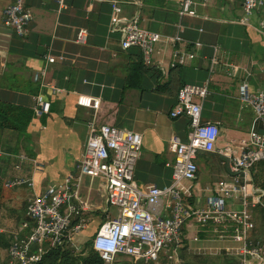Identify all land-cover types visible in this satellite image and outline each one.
<instances>
[{"label":"crops","instance_id":"obj_1","mask_svg":"<svg viewBox=\"0 0 264 264\" xmlns=\"http://www.w3.org/2000/svg\"><path fill=\"white\" fill-rule=\"evenodd\" d=\"M12 1L0 0V150L12 156L25 153L31 161L19 172L15 157L1 158L0 179L26 177L33 185L14 191L11 207L27 205L31 197L78 174L92 121L140 133L143 148L135 182L141 188L170 187L176 159L170 140L178 136L188 141V118L170 117L184 85L208 88L207 97L195 101L202 106V122L219 124L218 149L237 145L224 139L243 123L250 120L252 129L254 113L241 103L240 87L245 83L251 91H264V27L260 14L248 25L240 23L243 0H191L195 15L184 17L180 5L185 0H121L123 17L137 16L143 29L162 36L150 64L144 57V63L138 62L135 53L140 49L121 48L120 35L111 31L110 0H24L33 16L25 38L2 25ZM81 29L89 33L86 45L76 42ZM178 35L182 40L174 43ZM47 55L57 62L49 64ZM45 69L46 80L58 93L34 80ZM80 95L101 100L99 111L78 106ZM38 97L51 104L50 113L42 118L33 110ZM219 157L225 158L217 151L199 152L197 180L181 184L186 203L205 205L215 186L228 178V160L219 162ZM209 163L216 172L207 182L201 166ZM80 199L88 210V225L78 235L86 240L96 236L108 213L117 214L110 212L103 179L84 177ZM160 211L169 216L166 200ZM238 247L234 240L219 239L211 228L189 222L180 252L238 254ZM121 258L128 257H120L118 263Z\"/></svg>","mask_w":264,"mask_h":264},{"label":"built area","instance_id":"obj_2","mask_svg":"<svg viewBox=\"0 0 264 264\" xmlns=\"http://www.w3.org/2000/svg\"><path fill=\"white\" fill-rule=\"evenodd\" d=\"M110 1L114 13L111 31L120 35L121 48L140 49L145 63L150 64L155 45L162 36L143 29L137 16L123 17L121 0ZM243 11L240 23L248 25L255 14H260V24L264 27V0H243ZM3 15V26L21 38L28 35L33 16L24 0H13ZM180 15H195L191 0H185L180 5ZM88 38V30L81 29L76 42L86 45ZM180 40L179 35L173 38L174 43ZM189 58L192 60L195 55ZM46 59L51 65L57 62L52 55H47ZM46 76L45 69L37 73L34 80L41 87L58 93L59 90L46 80ZM208 93L206 86L195 85H184L178 93L177 104L170 117L188 118V141L183 142L178 136L171 138L170 145L176 155L173 183L164 189L154 185L141 188L135 182V169L143 148L140 133L111 125L97 126L95 121L89 123L85 151L77 167L78 174L68 175L61 185L28 200L26 211L29 221L22 224L23 232L14 236L9 249L10 264H38L51 250L74 245L75 236L88 225V210L80 199L84 177L103 179L107 203L118 210L114 217L108 213L107 221L93 239V249L104 264H117L120 257L145 264H182L179 255L183 232L189 222L211 228L221 240L237 242L240 264H264V242H255L251 238L254 228L252 210L264 208V186L257 185L252 172L257 163L264 162V91H251L247 84H242L240 101L253 111L255 117L249 139L240 141L236 146L219 149V124L202 122V106L195 101L196 98L204 100ZM77 105L99 111L101 100L80 95ZM33 110L37 118H42L50 113L51 104L38 97L34 99ZM213 151L228 160V178L215 186L205 205L188 204L181 184L197 180L199 152ZM5 156L18 160L15 169L19 172L31 161L25 153L12 156L0 150V159ZM32 185L33 181L26 177L5 181L7 189ZM163 200H166L169 211L167 217L161 216Z\"/></svg>","mask_w":264,"mask_h":264},{"label":"trees","instance_id":"obj_3","mask_svg":"<svg viewBox=\"0 0 264 264\" xmlns=\"http://www.w3.org/2000/svg\"><path fill=\"white\" fill-rule=\"evenodd\" d=\"M135 56L138 59L139 63L143 62V54L142 52H136ZM258 178V177H257ZM256 179V176H255ZM13 192H10V189H7L5 187V182L3 179H0V264H10V256H9V249L13 243L14 236L16 233L23 232L22 231V224L24 222H28L29 218L27 217V205L21 204L20 207H11V195ZM252 214L254 217L255 222L259 220L264 221V208H255L252 210ZM12 219L15 220H21V229H17V225L13 223L15 226H10V221ZM17 224V222H16ZM256 229L255 231L251 233V238H255L256 235ZM255 242H257V239H253ZM88 247L84 250L78 252L75 247H67V248H60V249H54L48 252L42 260L38 264H104L100 255L93 249V240H91L90 243L87 244ZM181 251V250H180ZM193 253V252H191ZM222 254L223 259L225 260L223 263L225 264H240L239 260L235 257L229 258L228 255H226V252H223ZM195 254L194 261L196 263L192 264H208L209 259H211L210 255L206 252L200 253V255H196V253H193V256ZM186 252L181 253L180 252V259L182 261V264H186L187 258H185ZM202 257V259H201ZM124 264H145L143 262H130V263H124ZM148 264H154V263H148Z\"/></svg>","mask_w":264,"mask_h":264},{"label":"rangeland","instance_id":"obj_4","mask_svg":"<svg viewBox=\"0 0 264 264\" xmlns=\"http://www.w3.org/2000/svg\"><path fill=\"white\" fill-rule=\"evenodd\" d=\"M249 121L246 122V123H243L242 125H240L239 128L237 129V131L231 132L228 135V137H226V139H224V141L227 144H230V143H232L234 141H235V143L238 144L242 140H248L249 139V134H250V129H251ZM234 122H236V120ZM220 159H222V161H224L225 163H227V160L225 158L219 157L218 158L219 162H220ZM196 163H199V162L196 161ZM217 165L219 166V164H217ZM201 169H202V174H203V176H202L203 180H206L207 182H210L211 179H212V177L214 176V171H215L214 170V166H212L211 163H209L208 165L201 166ZM252 172L256 176V183H257V185L263 187L264 186V162L257 163L252 168ZM18 189L19 188L10 189V192L11 191L14 192V191H16ZM20 206H18V207H20ZM110 212H111V214H118V210L116 208H114V207H112V208L110 207ZM104 214H107V213H104ZM105 218L108 219V216L106 215ZM21 220L22 219H19L18 221L17 220H14L13 221V223H15V225H17V229L18 230H19V227L21 225ZM16 222H17V224H16ZM255 228H257L256 229V235L257 236L255 238H253V239H257L258 241L264 242V221L263 220H259V221L255 222V220H254V228H253L254 231H255ZM77 237H78V239L76 240ZM77 237L75 236V238H74V241L75 242L74 243L72 242L74 245L71 244L72 246H70V247H75L78 252H80V251L84 250L85 248H87L88 247L87 244L90 243L92 239H94V236L93 237L91 236V237H89V238H87L85 240L84 236L81 235V234L78 235ZM225 252H226V255L229 256V254H232L233 257H236V258L239 259V252H238V254H236V253H230V252L228 253L227 251H225ZM220 253L221 254H224L222 251H215V252H213V254H211V255L209 254L210 257H211V259H209L208 262L206 261V263H208V264H218V262H220V263H222V261L224 262V259L223 258H217V255H219ZM196 255H200V253L197 251L196 252ZM195 257H196L195 254L193 256V253L186 252V255H185V258H187L186 264L196 263L194 261ZM128 259L129 258H121L118 264H124L125 261H126V263H130L131 261H133L132 259H129V260ZM201 259H202V257H201Z\"/></svg>","mask_w":264,"mask_h":264},{"label":"water","instance_id":"obj_5","mask_svg":"<svg viewBox=\"0 0 264 264\" xmlns=\"http://www.w3.org/2000/svg\"><path fill=\"white\" fill-rule=\"evenodd\" d=\"M0 61H1V58H0ZM1 63V62H0Z\"/></svg>","mask_w":264,"mask_h":264}]
</instances>
